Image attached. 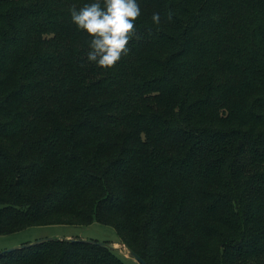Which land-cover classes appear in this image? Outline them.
Instances as JSON below:
<instances>
[{
	"label": "trees",
	"instance_id": "1",
	"mask_svg": "<svg viewBox=\"0 0 264 264\" xmlns=\"http://www.w3.org/2000/svg\"><path fill=\"white\" fill-rule=\"evenodd\" d=\"M86 2L0 0V234L96 220L148 264H264V0H139L111 68ZM0 264L126 263L56 237Z\"/></svg>",
	"mask_w": 264,
	"mask_h": 264
},
{
	"label": "clouds",
	"instance_id": "2",
	"mask_svg": "<svg viewBox=\"0 0 264 264\" xmlns=\"http://www.w3.org/2000/svg\"><path fill=\"white\" fill-rule=\"evenodd\" d=\"M69 12L77 30L88 37V62L111 68L129 53L128 44L141 14L139 0H88L81 7L72 6ZM152 21L159 24L160 13L154 12Z\"/></svg>",
	"mask_w": 264,
	"mask_h": 264
},
{
	"label": "rangeland",
	"instance_id": "3",
	"mask_svg": "<svg viewBox=\"0 0 264 264\" xmlns=\"http://www.w3.org/2000/svg\"><path fill=\"white\" fill-rule=\"evenodd\" d=\"M77 238L107 241L116 246L126 264H141L126 247H121L119 234L112 225L99 221L81 226L68 224L34 225L8 234H0V251L46 238Z\"/></svg>",
	"mask_w": 264,
	"mask_h": 264
},
{
	"label": "water",
	"instance_id": "4",
	"mask_svg": "<svg viewBox=\"0 0 264 264\" xmlns=\"http://www.w3.org/2000/svg\"><path fill=\"white\" fill-rule=\"evenodd\" d=\"M51 239H53V238L40 239V240H37L35 242H31V243H27V244H24V245L12 247L10 249L4 250L3 252H12V251H15V250H18V249H21V248H27V247L35 246L37 244L46 242V241L51 240ZM64 239H67V238H64ZM81 240H83L85 242L92 243V244L108 245V246H113L114 248H117L113 244L108 243V242H104V241H95V240H90V239H81ZM120 244H121V247H126L129 250L130 255H132L141 264H148L140 255H138L134 250L130 249L125 243L120 242Z\"/></svg>",
	"mask_w": 264,
	"mask_h": 264
}]
</instances>
